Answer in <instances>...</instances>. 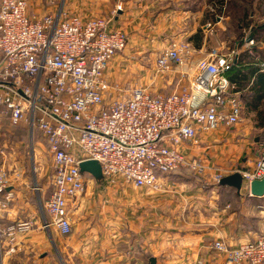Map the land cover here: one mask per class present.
<instances>
[{"label":"built area","instance_id":"1","mask_svg":"<svg viewBox=\"0 0 264 264\" xmlns=\"http://www.w3.org/2000/svg\"><path fill=\"white\" fill-rule=\"evenodd\" d=\"M41 2L0 0V122L26 124L47 143L51 171L50 191L41 205L43 229L65 237L72 233L73 207L89 179L94 180L79 170L85 160L100 164L107 185L121 182L149 191L162 188L161 174L179 168L213 183L239 172L247 191L252 181L264 177V139L245 170L206 166L199 154L204 136L241 121L240 93L224 74L237 59L234 50L215 47L203 53L175 39L156 54L148 85L123 84L107 74L110 61L128 42L127 34L112 26L120 6L88 18L62 8L36 15L32 7ZM226 7L227 0L208 3L213 24L223 23ZM247 37L249 47L253 40ZM194 55H199L196 61ZM260 67L264 70V62ZM169 76L175 78L170 89L151 88L156 77ZM22 175L20 168L9 173L0 161V193L11 178ZM32 226L28 220L0 230L6 235L0 258L14 256L18 236ZM209 248L223 256L222 264H264V227L250 241L231 245L218 239ZM191 264L205 261L201 257Z\"/></svg>","mask_w":264,"mask_h":264},{"label":"crops","instance_id":"2","mask_svg":"<svg viewBox=\"0 0 264 264\" xmlns=\"http://www.w3.org/2000/svg\"><path fill=\"white\" fill-rule=\"evenodd\" d=\"M95 1L43 0L32 7V12L56 13L62 8L66 13L88 18L99 13L86 9L87 4L95 5ZM210 1L112 0L120 6L112 26L122 29L128 42L125 57L118 53L110 61L109 78L123 84L148 85L153 75L149 68L154 66L155 57H150L149 63L144 57L157 54L175 39H185L203 53L218 47L222 52L234 50L238 54L234 46L226 49L230 20L226 9L223 23L215 25L214 12L207 8ZM250 17L264 21V14ZM207 22L212 27L204 28ZM243 32L250 35L248 30ZM198 58L199 55L192 57L193 61ZM142 69L148 71L139 79ZM169 80L170 85L166 83ZM174 80L172 76L156 77L151 88L168 90ZM240 122L202 138L199 154H204L206 166L233 170L253 164L262 140L255 137L253 142L247 141L242 132L253 127L244 128ZM30 138L33 140L31 133ZM33 181V176L27 174L18 180L11 178L0 193L1 231L17 222L33 223L29 232L18 236L17 253L1 257L0 264H191L201 257L205 264H222L223 256L209 248L212 241L223 239L237 245L254 239L264 226V195L250 196L242 188L239 197L244 207L238 212L231 203L219 200L215 183L209 177H197L185 168L161 174L162 188L158 191L132 190L121 182L107 185L102 179H89L71 212L73 231L65 237L55 229L42 228ZM249 202L256 204L254 210H250ZM249 210L253 213L252 224L246 220ZM0 237L4 245L6 235L1 233Z\"/></svg>","mask_w":264,"mask_h":264},{"label":"trees","instance_id":"3","mask_svg":"<svg viewBox=\"0 0 264 264\" xmlns=\"http://www.w3.org/2000/svg\"><path fill=\"white\" fill-rule=\"evenodd\" d=\"M226 14L230 19L228 28L232 27L235 32L230 46H234L238 54L236 61L224 74L233 88L240 93L242 115L252 116L254 127L263 136L264 70L260 67V62H264V21L255 20L250 15L264 14V0H227ZM243 30L250 32L253 45L245 47L246 36ZM182 169L185 168L177 170ZM214 187L225 201L229 200L231 194L240 196L233 187L219 183L214 184Z\"/></svg>","mask_w":264,"mask_h":264},{"label":"rangeland","instance_id":"4","mask_svg":"<svg viewBox=\"0 0 264 264\" xmlns=\"http://www.w3.org/2000/svg\"><path fill=\"white\" fill-rule=\"evenodd\" d=\"M94 4L95 5L87 4L86 9L88 11L99 12L102 9H112L114 6L112 0H96ZM234 35H235V32L232 30V27H231L229 29V34H228L229 41H227L226 43V46H227L226 49L231 48L230 41L233 39ZM125 50L120 53L122 54L123 57H125V55H123V53H125ZM144 55L145 54H143V56ZM153 56L155 57L156 54H153V53L146 54V56L144 57L145 62L149 63V58ZM124 64L127 65L128 61L127 62L125 61ZM129 64L131 65V63ZM152 68L153 66L149 68L151 72H153ZM147 71L148 69L147 70L142 69L141 70L142 74L137 76V78L141 79L142 77H144ZM112 79H115V78H112ZM240 124L244 126V128L250 125L253 127V129L248 128L247 132L245 131L242 132V134H244L243 136L247 137V141L253 142L255 137H257L258 140L264 139V135L262 134L263 136H260V131L254 128V122L252 120V116L243 115V117L241 118ZM9 126L11 125H9L7 121L0 122V161L4 165L5 169L9 170V173L11 174H13L15 170L20 168L23 174L32 175L33 180H34L33 189L35 188V186L39 187L40 184L44 185V187L42 186L39 187L41 189L39 190L37 189V194H36L38 197V206L40 207V205H42L43 203L42 201L45 195H47L50 191L48 180H49V175L51 171V156L48 152L46 142L44 139L41 138V136H39L36 133L33 134V140H31L30 131L26 124L21 123L16 126H11V127ZM7 128H10L9 132H5V129ZM128 187L132 189V187L130 186ZM242 190L243 192H245V189H242ZM218 196H219V200L220 199L223 200V197L221 196L219 192H218ZM240 198L241 197H237L234 194L233 195L231 194L230 197L228 198L229 200L227 201L228 203H231L233 208L238 212L241 211L242 208L244 207L243 206L244 204L241 203ZM248 205L250 207V210L252 209L254 210L256 206V204H253L252 202L251 203L249 202ZM39 207H38V217L42 218L43 212L41 208L39 209ZM250 210L247 212L248 215L246 216L247 224H252L251 220L253 218L252 217L253 213H251ZM38 222L40 224V221ZM28 257L30 256L28 255Z\"/></svg>","mask_w":264,"mask_h":264},{"label":"water","instance_id":"5","mask_svg":"<svg viewBox=\"0 0 264 264\" xmlns=\"http://www.w3.org/2000/svg\"><path fill=\"white\" fill-rule=\"evenodd\" d=\"M251 39L249 35L246 41ZM246 168H242L245 170ZM79 170L81 173L90 174L95 180H101V167L96 160H85L79 163ZM220 185L233 187L236 192L239 194L242 189V178L239 172H233L231 174L223 176L219 180ZM248 193L250 196L260 197L264 195V177L252 181L248 186Z\"/></svg>","mask_w":264,"mask_h":264}]
</instances>
